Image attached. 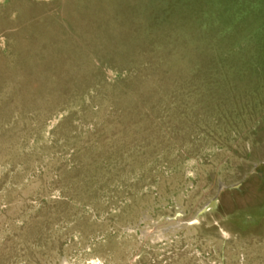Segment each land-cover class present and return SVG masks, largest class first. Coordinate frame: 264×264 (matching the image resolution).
Instances as JSON below:
<instances>
[{
	"label": "rangeland",
	"instance_id": "1",
	"mask_svg": "<svg viewBox=\"0 0 264 264\" xmlns=\"http://www.w3.org/2000/svg\"><path fill=\"white\" fill-rule=\"evenodd\" d=\"M64 259L264 264V0H0V264Z\"/></svg>",
	"mask_w": 264,
	"mask_h": 264
},
{
	"label": "built area",
	"instance_id": "2",
	"mask_svg": "<svg viewBox=\"0 0 264 264\" xmlns=\"http://www.w3.org/2000/svg\"><path fill=\"white\" fill-rule=\"evenodd\" d=\"M196 219H189L183 209H175L161 217L147 212L132 230L138 235L141 244L160 245L171 241ZM213 264H217L214 262Z\"/></svg>",
	"mask_w": 264,
	"mask_h": 264
},
{
	"label": "bare ground",
	"instance_id": "3",
	"mask_svg": "<svg viewBox=\"0 0 264 264\" xmlns=\"http://www.w3.org/2000/svg\"><path fill=\"white\" fill-rule=\"evenodd\" d=\"M224 188V185H222V189ZM216 202H217V200H215V202L213 203V204H211V205H207L206 207H204L203 209H202V211H201V214H204V213H206V212H208L209 210H211V209H213V208H216L215 206H216ZM221 203V202H220ZM224 234H225V236H228V232L227 231H224ZM61 264H73V263H71L69 260H67V259H64L63 260V262L61 263ZM91 264H103L102 262H101V260L99 261V260H96V259H94V260H92L91 261Z\"/></svg>",
	"mask_w": 264,
	"mask_h": 264
}]
</instances>
